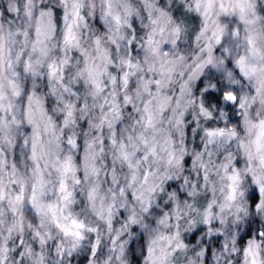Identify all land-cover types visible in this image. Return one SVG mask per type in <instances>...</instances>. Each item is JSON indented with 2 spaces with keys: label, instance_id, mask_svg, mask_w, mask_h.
<instances>
[{
  "label": "clouds",
  "instance_id": "clouds-1",
  "mask_svg": "<svg viewBox=\"0 0 264 264\" xmlns=\"http://www.w3.org/2000/svg\"><path fill=\"white\" fill-rule=\"evenodd\" d=\"M0 264H264V0H0Z\"/></svg>",
  "mask_w": 264,
  "mask_h": 264
}]
</instances>
